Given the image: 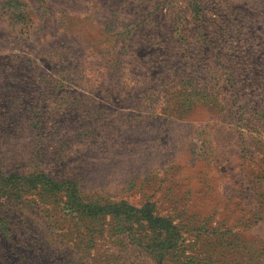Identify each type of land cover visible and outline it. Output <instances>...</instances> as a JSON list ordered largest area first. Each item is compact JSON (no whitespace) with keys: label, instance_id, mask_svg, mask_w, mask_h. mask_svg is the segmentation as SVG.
<instances>
[{"label":"rangeland","instance_id":"374dc122","mask_svg":"<svg viewBox=\"0 0 264 264\" xmlns=\"http://www.w3.org/2000/svg\"><path fill=\"white\" fill-rule=\"evenodd\" d=\"M0 264H264V0H0Z\"/></svg>","mask_w":264,"mask_h":264}]
</instances>
